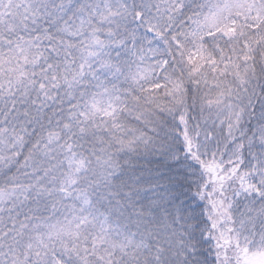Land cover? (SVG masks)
I'll return each instance as SVG.
<instances>
[{"label":"snow or ice","instance_id":"obj_1","mask_svg":"<svg viewBox=\"0 0 264 264\" xmlns=\"http://www.w3.org/2000/svg\"><path fill=\"white\" fill-rule=\"evenodd\" d=\"M0 264H264V0H0Z\"/></svg>","mask_w":264,"mask_h":264}]
</instances>
